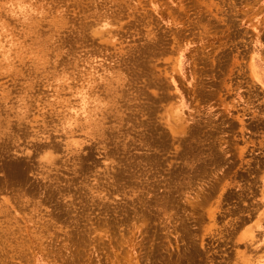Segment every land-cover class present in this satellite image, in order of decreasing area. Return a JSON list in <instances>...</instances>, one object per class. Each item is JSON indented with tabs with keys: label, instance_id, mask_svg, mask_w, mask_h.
I'll use <instances>...</instances> for the list:
<instances>
[{
	"label": "rangeland",
	"instance_id": "rangeland-1",
	"mask_svg": "<svg viewBox=\"0 0 264 264\" xmlns=\"http://www.w3.org/2000/svg\"><path fill=\"white\" fill-rule=\"evenodd\" d=\"M0 264H264V0H0Z\"/></svg>",
	"mask_w": 264,
	"mask_h": 264
},
{
	"label": "bare ground",
	"instance_id": "bare-ground-1",
	"mask_svg": "<svg viewBox=\"0 0 264 264\" xmlns=\"http://www.w3.org/2000/svg\"><path fill=\"white\" fill-rule=\"evenodd\" d=\"M54 148V147H53ZM16 167V166H15ZM19 173V172H18Z\"/></svg>",
	"mask_w": 264,
	"mask_h": 264
}]
</instances>
